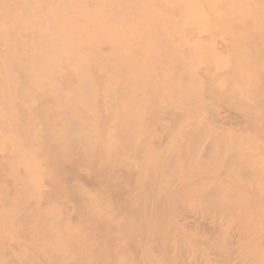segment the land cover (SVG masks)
I'll use <instances>...</instances> for the list:
<instances>
[{
    "label": "rangeland",
    "instance_id": "1",
    "mask_svg": "<svg viewBox=\"0 0 264 264\" xmlns=\"http://www.w3.org/2000/svg\"><path fill=\"white\" fill-rule=\"evenodd\" d=\"M81 1L0 0V264H264V133L239 126H264V109L203 97L264 103L263 0H122L109 19ZM98 75L124 85L116 99L155 97L175 127L124 106L114 121L140 131H120L77 97L107 90Z\"/></svg>",
    "mask_w": 264,
    "mask_h": 264
},
{
    "label": "bare ground",
    "instance_id": "2",
    "mask_svg": "<svg viewBox=\"0 0 264 264\" xmlns=\"http://www.w3.org/2000/svg\"><path fill=\"white\" fill-rule=\"evenodd\" d=\"M85 1V0H84ZM84 1L82 0L81 2L82 3H84ZM89 1H92V0H89ZM173 1V0H172ZM172 1H169V2H172ZM254 0H252V2H253ZM257 1H259V0H257ZM98 2L99 3H95L94 4V6H98V5H103V6H107V10H108V14L107 15H105V16H107V19H109V18H111V16H112V14L115 12H117V11H122V9L123 10H126L127 9V7L130 5V6H132V4L130 3V4H128V3H125V2H122V0H98ZM166 2V1H165ZM262 3V6H264V0L263 1H261ZM82 3H79V4H81L82 5ZM209 3V2H208ZM249 3V2H248ZM258 3V2H257ZM253 4V3H252ZM136 5H137V7L139 6L141 9H144V8H146V7H148V6H151L150 5V3H148L147 4V6H146V3H145V1H143V2H141V1H139V3H136ZM153 6L154 7H157L156 5H154L153 4ZM134 7V6H133ZM249 7V6H248ZM251 7V6H250ZM242 8V7H241ZM68 9V8H67ZM178 9V8H177ZM177 9H174V10H177ZM255 9V8H254ZM261 9V8H260ZM247 12V11H246ZM248 13V12H247ZM177 14H179V13H177ZM245 14V13H244ZM249 14V13H248ZM247 14V15H248ZM84 15H86V14H84L83 13V11L81 12V14H80V16L81 17H83ZM183 15V14H182ZM257 16V15H256ZM179 17H181V15L179 16ZM178 17V18H179ZM106 18V17H105ZM178 18H175V21H177L178 20ZM177 19V20H176ZM181 20V19H180ZM243 20V19H242ZM255 29V28H254ZM197 30V29H196ZM244 30V29H243ZM138 32H139V34H140V29L139 30H137ZM137 31H136V33H137ZM170 32V31H169ZM190 32V31H189ZM201 32V31H200ZM143 33V32H142ZM238 33V32H237ZM249 33V32H248ZM113 34V33H112ZM158 34V33H157ZM165 34H167V33H165ZM200 34H202V32L200 33ZM251 34V33H250ZM164 35V34H163ZM169 35V34H168ZM204 35V34H203ZM245 35V34H244ZM114 36H115V34H114ZM201 37V36H200ZM162 38V37H161ZM143 42V41H142ZM156 44H158V43H156ZM190 44V43H189ZM245 44V43H244ZM248 44V43H247ZM235 45H236V43H235ZM147 46V45H146ZM231 46V45H230ZM149 47V46H148ZM232 47L233 48H238V49H244L245 48V46H243V45H236V46H234V45H232ZM218 49V48H217ZM186 50V49H185ZM205 50V49H204ZM160 51V50H159ZM189 51V50H188ZM183 52H185L184 50H183ZM195 52H196V50H195ZM248 52V51H247ZM208 53V52H207ZM206 54V53H205ZM248 54V53H247ZM255 54V53H254ZM264 54V52L262 53V55ZM253 55V54H252ZM126 56V55H125ZM264 56V55H263ZM167 57H169V56H167ZM170 61V60H169ZM156 63H157V61H156ZM94 65V64H93ZM93 65H91V64H89L88 65V67L90 68V67H95V66H93ZM175 67L174 68H176V69H174V70H177L179 67V65H180V63L177 61L176 62V64H173ZM210 65V64H209ZM216 65V63H214V65L213 66H215ZM211 66V65H210ZM137 65H135V66H133V65H131V66H129V67H125V65H122L120 68H119V70H116V73L118 74H123V73H125L126 71H137ZM146 67V66H145ZM151 67V68H150ZM150 69H153V71H155L156 69H157V67H155V65H153V64H150ZM245 67V66H244ZM148 68V67H147ZM214 68V67H213ZM211 69V68H210ZM209 69V70H210ZM238 70H239V67L238 68H236V67H234V68H232V67H230V68H225L223 71H221L220 72V74H222V76L223 75H227V77H229V76H231V75H234V74H236L237 72H238ZM160 71V70H159ZM208 71V70H207ZM150 72V71H149ZM208 74V73H207ZM255 74H258V76H259V73L258 72H255ZM238 75V74H237ZM226 77V80L228 79ZM230 78V77H229ZM94 81H97V82H102V81H105V83H106V87H107V90L106 89H102L100 92H96V93H94V95L89 91V90H84V91H81L80 93H79V95L77 96V97H82V96H84L86 93H88L89 92V94H86V95H92L93 97H95V99H96V101H95V105H93L94 106V108H95V110L96 111H98V112H101V111H108L109 113L106 115V117H108L110 120H112L113 121V123H115V127L116 128H118L120 131H130V132H135L136 130H138V131H140L139 129V127H137V126H132L131 124H129L128 125V123H122V122H116V121H114V116H116V114H118V112H119V108H121V107H124V106H127V109H128V111L129 112H137V113H139V114H143V116L145 117V118H149L150 119V121H152V122H155L156 123V125H157V127L160 129V130H162V131H168V130H170L171 128H173V127H175V124H172V125H167V126H165L164 124H162L161 123V121L159 120L160 119V117L158 116V117H156V116H153V114H151V111L152 110H155V107L156 106H158L159 105V102H158V100L155 98V97H152V96H149V95H141V94H139V96L137 97L136 95H135V104H136V106H135V104L133 105V101H131L130 102V100L129 101H125V100H119V99H116L118 96L115 94V93H117V89H121L124 85L123 84H120V82H119V80L118 79H115V78H111V77H105L104 78V76L103 75H98L97 77H95L94 78ZM216 82V81H215ZM24 83H27V82H24ZM108 83V84H107ZM144 82H141V84H143ZM149 85V83H145V86H148ZM216 87V86H215ZM214 86H210L208 89H206V91H205V93H204V95H203V97H205L206 95L207 96H211V97H215L218 101H217V105H219V106H222V105H224L226 102H228V104L229 105H226V108H227V111L226 112H231V113H236L237 114V116H241V117H243V118H245V116H250V114H248L249 112H251L254 108H259V109H264V103H261V102H259V103H256V105L254 106V105H247L246 103H244L243 101H241V100H239V101H228L227 99H225V98H228V97H230L231 96V93H235L236 91L234 90V88H233V90L234 91H231L230 92V95H228L229 93H228V91H229V89H228V87H226L227 89L225 90V91H218L219 89H217V87L215 88ZM166 89H168V88H166ZM230 89H232V88H230ZM85 92V94L84 95H82L83 93ZM165 92H168V90H166ZM238 94V93H237ZM236 94V95H237ZM232 95H234V94H232ZM236 95H234V97L236 96ZM36 96L38 97V99H45L46 98V93H42V94H36ZM98 96H99V98H100V96L102 97V98H100V99H102L103 100V97H105L106 98V96L107 97H109V99L107 100V102H104V101H98L97 102V99H98ZM228 96V97H227ZM194 99V98H193ZM193 99H192V101H193ZM149 101H151V102H153V105H151V104H148L149 106H143V104L144 103H148ZM104 102V103H103ZM141 103V105L140 106H142V107H140V106H137V104L138 103ZM202 105V104H201ZM90 106V105H89ZM94 108H88V109H85L84 108V111H83V113H82V116H83V118L84 119H87V120H92L93 119V115L90 113V112H94ZM200 108H201V106H196V107H186V109H184L185 111H181L180 109L178 110V111H176V116L177 117H179V116H185V115H187V116H192V115H195V114H197L199 111H200ZM232 108V109H231ZM156 110H157V112H161V115H162V118L164 119H173V120H175V116H170L169 114H168V112H166V111H162L161 110V108H157L156 107ZM161 110V111H160ZM150 113V114H147V113ZM229 112V113H230ZM152 113H154V112H152ZM106 117H105V119H106ZM114 117V118H113ZM113 118V119H112ZM102 120L100 123H96L97 125H100V126H108L109 124H108V122H106V120ZM177 119V118H176ZM94 120H92V122H93ZM239 126H240V128L241 129H246L247 127H249V128H252V129H254V130H258L259 132H261V133H264V126H262V124H260V122L258 123L256 120H254V121H249V123H246L243 119L241 120V123L239 124ZM145 139L146 138H144V139H139V141L140 142H144V143H149V144H151V143H153L154 144V142H152V141H145ZM56 140V139H55ZM127 142L128 143H135V141H132V140H127ZM138 142V141H137ZM164 143H167V141L166 142H162V141H160L158 144H156L157 146H161V145H164ZM71 170V172H73V169H70ZM116 194V192H114V194L113 195H115ZM259 203H260V201H259ZM262 205V204H261ZM97 247H99L98 245H97ZM96 248V247H95ZM95 248L92 250V252H94V250H95ZM102 252V251H101ZM101 252H96L98 255H100V253ZM97 254H95L96 256H97ZM104 255V254H103ZM95 256V257H96ZM103 256H101V258H102ZM106 257V256H105ZM229 256H227V258H228ZM104 259H106V258H104ZM106 261H108V260H106ZM110 261V260H109ZM108 261V262H109ZM104 263V262H103Z\"/></svg>",
    "mask_w": 264,
    "mask_h": 264
}]
</instances>
